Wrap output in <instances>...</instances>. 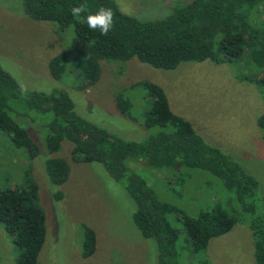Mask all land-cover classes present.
Returning <instances> with one entry per match:
<instances>
[{
  "label": "trees",
  "instance_id": "obj_1",
  "mask_svg": "<svg viewBox=\"0 0 264 264\" xmlns=\"http://www.w3.org/2000/svg\"><path fill=\"white\" fill-rule=\"evenodd\" d=\"M18 1L31 21L72 28L70 46L47 63L53 80H59L67 68L85 89L98 80L101 61L125 62L134 58L165 71L174 70L180 63L204 61L243 65L246 71L238 74V80L264 87V0L178 1L164 18L144 22L121 13L114 0ZM81 4L87 5V12L74 17L72 8ZM101 7L113 13L107 35H102L99 27L90 29L86 23L87 15L95 14ZM142 87L147 97L142 127L160 131L140 142L124 141L77 116L65 94H22L15 81L0 69V132L7 136L13 150L25 151L29 159H34L38 146L26 129L14 121L21 119L33 126L47 154L59 152L64 141L70 144L74 162L100 165L113 182L123 186L132 202V224L142 239L153 241L155 264H177L176 230L169 220L177 211L159 201L139 175L126 169V162H141L142 169L145 166L172 176L182 169L208 173L220 181L232 200L223 208L212 207L195 217L175 216L180 220L188 254L196 258L210 239L228 233L240 222V212L249 217L246 226L253 264H264V218L256 214L257 202L264 200L259 199L256 180L230 156L199 139L188 122L169 110L159 87L148 82H143ZM114 106L121 116L128 115L126 99L115 96ZM255 124L264 140V112ZM38 129L44 135H39ZM44 170L52 186H61L68 179L69 166L61 158L45 159ZM54 194L56 200L61 199L59 192ZM37 203L34 184L0 191V227L18 249L14 264H37L45 236L44 214ZM94 248V232L85 229L81 257H90Z\"/></svg>",
  "mask_w": 264,
  "mask_h": 264
},
{
  "label": "rangeland",
  "instance_id": "obj_2",
  "mask_svg": "<svg viewBox=\"0 0 264 264\" xmlns=\"http://www.w3.org/2000/svg\"><path fill=\"white\" fill-rule=\"evenodd\" d=\"M178 1L189 0H114L121 13L140 22L164 18ZM73 38L71 27L31 21L18 0H0V69L22 94L61 92L71 100L75 114L89 125L124 141L140 142L160 131L142 127L147 101L142 83H151L163 91L169 110L188 122L199 139L230 156L256 180L259 199L264 200V140L255 124L264 112V87L238 80V74L246 71L243 65L204 61L180 63L165 71L134 58L101 61L96 83L82 89L67 68L59 80H53L47 70L48 61L65 51ZM117 95L129 103L126 117L115 110ZM14 121L26 129L38 146V155L29 159L25 151L13 150L0 132V191L36 186L45 226L37 264H155V245L134 228V206L123 186L113 182L98 164L74 162L67 142L61 143L59 152L47 154L33 126L21 119ZM51 157L61 158L69 166L68 179L61 186H52L46 177L44 161ZM129 162L126 169L139 175L159 201L177 211L169 216L176 230L177 264H253L246 226L249 217L240 212V222L228 233L210 239L196 258L186 250L175 216L195 217L200 211L229 204L232 198L218 179L196 169H182L172 176L145 166L142 169L141 162ZM57 192L62 195L60 200L54 198ZM256 206V214L264 218V203L259 200ZM85 229L95 236L94 252L88 258L81 257ZM17 255L16 245L0 227V264H14Z\"/></svg>",
  "mask_w": 264,
  "mask_h": 264
},
{
  "label": "clouds",
  "instance_id": "obj_3",
  "mask_svg": "<svg viewBox=\"0 0 264 264\" xmlns=\"http://www.w3.org/2000/svg\"><path fill=\"white\" fill-rule=\"evenodd\" d=\"M74 17L80 18L81 13L87 12V5L81 4L74 6L71 10ZM113 13L111 9L101 7L95 14H88L86 17L87 26L90 29L95 30L100 28L102 35H107L112 23H113Z\"/></svg>",
  "mask_w": 264,
  "mask_h": 264
}]
</instances>
